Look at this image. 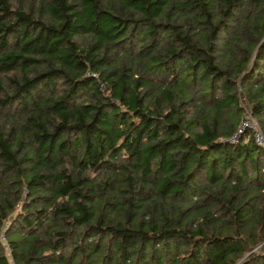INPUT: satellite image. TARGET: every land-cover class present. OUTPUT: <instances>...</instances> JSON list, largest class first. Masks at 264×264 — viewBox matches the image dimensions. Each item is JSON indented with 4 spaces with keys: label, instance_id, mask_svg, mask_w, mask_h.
<instances>
[{
    "label": "trees",
    "instance_id": "trees-1",
    "mask_svg": "<svg viewBox=\"0 0 264 264\" xmlns=\"http://www.w3.org/2000/svg\"><path fill=\"white\" fill-rule=\"evenodd\" d=\"M243 107L264 0H0V264H264Z\"/></svg>",
    "mask_w": 264,
    "mask_h": 264
},
{
    "label": "built area",
    "instance_id": "built-area-1",
    "mask_svg": "<svg viewBox=\"0 0 264 264\" xmlns=\"http://www.w3.org/2000/svg\"><path fill=\"white\" fill-rule=\"evenodd\" d=\"M242 102L243 99H241V103ZM247 129L252 132V137L255 140V142L261 146H264V136L261 133L257 122L253 118L251 112L246 107H243V114L240 120V124L237 130L235 131V133L231 136L230 140L232 142H236L240 137V135L243 134ZM249 138L250 136L246 135L244 140L248 141ZM0 240H3V237H0Z\"/></svg>",
    "mask_w": 264,
    "mask_h": 264
},
{
    "label": "rangeland",
    "instance_id": "rangeland-1",
    "mask_svg": "<svg viewBox=\"0 0 264 264\" xmlns=\"http://www.w3.org/2000/svg\"><path fill=\"white\" fill-rule=\"evenodd\" d=\"M244 104H245V100L243 99V102L241 103V105H243L244 106ZM7 251V250H6ZM7 253V252H6ZM10 264H11V262H10Z\"/></svg>",
    "mask_w": 264,
    "mask_h": 264
}]
</instances>
